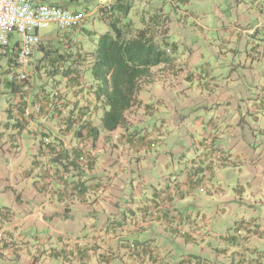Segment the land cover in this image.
I'll list each match as a JSON object with an SVG mask.
<instances>
[{
  "label": "rangeland",
  "instance_id": "rangeland-1",
  "mask_svg": "<svg viewBox=\"0 0 264 264\" xmlns=\"http://www.w3.org/2000/svg\"><path fill=\"white\" fill-rule=\"evenodd\" d=\"M132 2L136 22L140 25L138 18L147 15L163 41L165 60L152 69L139 92L142 102L160 100L154 113L144 115L137 125L156 141L142 147L140 155L128 142L117 143L113 150L106 147L100 161L122 154L130 162L121 167L99 164L98 179L123 186L102 191L120 211L112 217L119 228L125 224L126 205L156 197L160 187L170 183L169 176L183 180L194 167L208 166L192 187L182 184V191L172 190L171 212L181 224L165 230L153 223L133 234L120 229L113 233L106 218L98 244L120 234L121 239L84 252L74 244L85 236L84 229H77L80 217L76 224L37 220L38 212L50 211L49 194L42 193L36 182L40 172L34 160L42 156L36 152L32 132L15 129L6 111L15 99L7 80L21 68L9 64L4 55L0 57V208L6 207L10 216L0 222V264H264V0ZM91 15L83 24L89 31L75 37L92 48L109 27ZM57 29L55 23L41 28L40 40ZM15 40L13 34L10 51ZM34 56H39L37 50ZM32 67L31 61L27 71L34 83L49 86L46 75L38 76ZM42 202L47 203L39 211ZM229 234L226 241L223 237ZM63 241L70 244L69 252L60 251ZM118 243L129 249L117 253Z\"/></svg>",
  "mask_w": 264,
  "mask_h": 264
},
{
  "label": "trees",
  "instance_id": "trees-1",
  "mask_svg": "<svg viewBox=\"0 0 264 264\" xmlns=\"http://www.w3.org/2000/svg\"><path fill=\"white\" fill-rule=\"evenodd\" d=\"M48 3L81 13L82 20L77 26L68 30L57 29L46 39L40 40L34 49L39 52V56L32 59V52L29 59L30 63L32 61V69L38 76L44 73L50 80L49 86L34 83L35 79L28 71L26 81L8 78L7 86L15 93V99L6 111L13 117L12 125L15 129L27 128L31 121L39 126L35 136L38 132V136H42L39 140L40 148L48 154V161L55 164L62 150L58 148L61 142L49 140L50 137L44 132L45 122L52 123L56 132L69 134L77 143L86 139L94 142L100 131L109 135L120 129L124 135H136L135 130H129L127 112L138 104L137 95L149 79L152 69L163 62L165 56L160 47L163 42L159 41L160 31L154 24L153 27L150 25L147 15L142 14L138 18L140 25L136 22L137 16L131 12L132 0H105L102 3L101 0H50ZM79 4L82 7L77 6ZM90 13H94L92 17L97 16L107 22L109 27L108 31L98 36L92 48L83 45L75 37L77 33L89 31L83 24ZM9 45L0 57L8 55V63L17 66V41H14L11 51ZM28 107L32 109L30 112H26ZM76 156L87 160L85 155L79 156L77 153ZM206 168L209 167H194V173L184 174L183 180H179L176 175L169 176L170 183L161 191L168 194V207L165 205L166 210L163 212L157 207L154 211L156 214L162 212V217L139 231L153 223L165 230L173 228L174 223L181 224L176 222L171 212L172 190L180 192L183 186L192 187L196 178L205 175ZM142 211L139 216L142 221H146L148 217L145 216L150 215V211L148 208ZM9 216L6 207L0 208V222ZM174 228L178 230L177 225ZM223 238L227 241L231 239V234Z\"/></svg>",
  "mask_w": 264,
  "mask_h": 264
},
{
  "label": "crops",
  "instance_id": "crops-1",
  "mask_svg": "<svg viewBox=\"0 0 264 264\" xmlns=\"http://www.w3.org/2000/svg\"><path fill=\"white\" fill-rule=\"evenodd\" d=\"M33 1L48 3L50 0ZM137 100L138 104L127 112L129 126H133V130L137 133L134 136L124 135L120 129H116L114 132L109 134L110 136L107 132L100 131L94 142L90 139H86L81 143H77V140L73 139L69 134L63 135L60 132L58 133L56 132V127L53 126L52 123L45 122L44 132L46 133V136L50 137L49 140L61 142V145L58 148H61L62 150L59 152L60 154L57 156L58 160L55 164H51L48 161V154L40 148L39 140L42 136H38L40 135L39 132L35 136L39 126L35 122L31 121L29 127H27L31 130L34 140L37 143L36 152L42 156L41 160H34L35 169L40 172L39 178L36 180L38 184L37 188L45 195L49 194L50 197V200H48L50 211L48 212L45 210L44 213L38 212L36 219L43 221L44 218H51V221H57L55 222L57 224L59 222H71L72 224H76V219L80 217L81 219L78 221L80 226H78L77 229H84L82 233H84L83 235L85 236H83V239L78 238V240L74 243L78 247L77 249L79 251L85 252L86 249L92 248L93 246L102 248V245L107 246V243L109 244L110 242L121 239L122 236L120 234V238L117 236L114 238L109 237V242L101 241V245L98 244V242L102 240V223L105 222L106 218H108V222H110V225L108 226L109 231L115 233L117 229H120L128 234H133L135 232H139V229L144 226H149V224L155 221V219L161 218L162 212L166 210V207H168L169 203L166 204L168 194L166 195L161 192L165 188V186H161L156 197L148 198V202H144L140 199L142 202L138 201L134 205H131V203L130 205H126V211H124L125 224L118 228V226L112 224L117 218L112 219V217H117V213L119 214L120 211H117L114 208L113 204H111L112 202L108 199V195H102L103 190L113 191V188L121 190L123 186L114 187L113 185H110L109 182L105 184L101 182L102 179H98V175L101 170L98 165L101 163H116L119 167H121L130 162L125 159L122 154L117 155L116 158L111 155L106 158V162L100 161L99 156H102V153H107L106 147L113 150L117 147V143L124 145L125 142H128L135 148V150H137L136 155H140L141 152L139 151H141L142 147L145 145L152 146V144L156 141V137L151 135L150 132L146 131L143 135L139 131L137 125L140 121H142L144 115H152L154 113L156 107L155 105H157L160 100L155 99L156 103H154V101L142 102L139 94L137 95ZM30 110H32L31 107H28L26 112H30ZM108 142L111 146L106 145L109 144ZM73 149L76 150L72 151ZM77 153L79 156L81 154L85 155L87 160L84 161L80 159V157L76 156ZM132 158H135L134 155ZM135 160L137 159L135 158ZM40 165L43 167L40 168ZM191 167L193 168V166ZM108 168L109 167H104L102 169L108 170ZM119 170L122 169L119 168ZM138 172L139 169L137 174ZM54 199H56V202ZM91 200H93V202H89ZM46 203L47 202H42L38 210L41 211ZM145 204L147 205L145 206ZM157 207H160L159 210L162 211L159 214H156L154 211ZM107 208H109L110 211H107ZM145 208L149 209L150 215L147 214L148 216L145 217L148 218L146 221H142L141 223L139 222L137 215H139V212ZM114 213H116V215ZM87 226H90L89 230H85ZM61 245L62 248H60V251H70V244L68 242L63 241ZM116 247L118 249L117 253L121 251V249H129V245L126 243H118ZM111 252L114 253V250H111Z\"/></svg>",
  "mask_w": 264,
  "mask_h": 264
},
{
  "label": "built area",
  "instance_id": "built-area-1",
  "mask_svg": "<svg viewBox=\"0 0 264 264\" xmlns=\"http://www.w3.org/2000/svg\"><path fill=\"white\" fill-rule=\"evenodd\" d=\"M82 14L55 4L32 0H0V55L16 35V63L21 68L10 73L9 79L27 80L29 59L40 42L39 30L55 23L64 30L77 26Z\"/></svg>",
  "mask_w": 264,
  "mask_h": 264
}]
</instances>
